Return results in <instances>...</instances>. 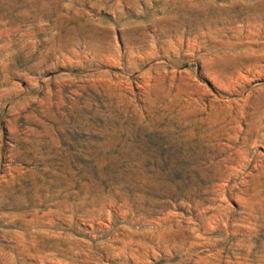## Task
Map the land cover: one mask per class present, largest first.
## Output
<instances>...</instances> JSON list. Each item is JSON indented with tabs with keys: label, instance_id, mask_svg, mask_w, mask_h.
Instances as JSON below:
<instances>
[{
	"label": "rangeland",
	"instance_id": "obj_1",
	"mask_svg": "<svg viewBox=\"0 0 264 264\" xmlns=\"http://www.w3.org/2000/svg\"><path fill=\"white\" fill-rule=\"evenodd\" d=\"M0 264H264V0H0Z\"/></svg>",
	"mask_w": 264,
	"mask_h": 264
}]
</instances>
